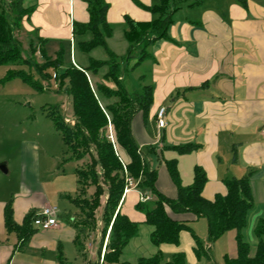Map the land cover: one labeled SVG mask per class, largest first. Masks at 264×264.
<instances>
[{"label":"crops","instance_id":"obj_1","mask_svg":"<svg viewBox=\"0 0 264 264\" xmlns=\"http://www.w3.org/2000/svg\"><path fill=\"white\" fill-rule=\"evenodd\" d=\"M86 1L25 0L24 6L31 8L32 13L29 19H24L22 31L46 41L43 48L49 58L55 59L58 51L66 48L63 39H68L74 50V23L89 22ZM106 1L109 5L107 22L111 26L124 24L125 17L137 22H150L154 16L142 6L160 3V0ZM178 1L191 11L190 18L181 19L180 24L175 21L168 30L169 39L152 45L149 61L154 68L151 80L153 104L146 122L141 112L136 114L132 132L140 150L146 152L154 148L153 152H148V159L152 169H155L153 163L158 165L155 169L158 172L156 187L171 199L177 198V189L165 161H177L185 187L193 184L195 168H202L207 176L203 191L207 200L226 194L225 180L250 177L254 208L248 215L244 236L251 246V256H254L257 242L254 231L259 221L264 220V0ZM179 9L183 10L179 7L173 20ZM113 38L114 31L107 42L117 54L111 47ZM126 53L123 51L117 55ZM77 59L80 61L79 54ZM106 59L105 54L103 59L95 60ZM88 62L71 64L85 67ZM162 108L166 109V126L160 129L157 113ZM185 145H195L197 149L188 154H179L173 149ZM0 163L6 165L9 174V160L0 157ZM55 184L58 193L49 196L43 188L38 190V180L35 181L33 175L29 184L20 181V194L15 197L12 193L7 195L0 187V264H61L59 255L65 259V264H77V258L81 260L79 264L93 261L90 254L84 258L78 255L74 244L75 230L64 214H59L58 225L50 230L34 228L36 232L25 244L17 233L6 229L4 214L10 202L14 220L19 225L31 210L40 212L49 205L58 208L57 196L72 203L70 193H76L77 184L74 189L73 180L66 181L64 174L55 177ZM141 201L143 193L133 184L126 190L120 205L122 214L140 225L146 221L145 215L136 210ZM189 226L193 232L183 231L179 245L156 246L152 256L161 252L162 257L166 254L173 259L182 253L186 264L211 261V249L202 244V252L198 254L193 236L205 239L207 221L200 219ZM225 237L234 248L223 257L234 258L237 256L236 232L229 231L221 238ZM183 239L188 241L190 252L182 248ZM121 258L122 261L136 262L125 260L123 255Z\"/></svg>","mask_w":264,"mask_h":264},{"label":"trees","instance_id":"obj_2","mask_svg":"<svg viewBox=\"0 0 264 264\" xmlns=\"http://www.w3.org/2000/svg\"><path fill=\"white\" fill-rule=\"evenodd\" d=\"M24 2L0 0V66H21L34 61L23 57V44L17 37L24 19H29L32 13ZM86 3L89 22L74 23L75 45L84 54L102 49L106 60L90 58L85 67L71 64L58 73L57 70L64 66V49L61 48L56 58L52 59L43 48L46 41L36 36L39 47L30 43L34 56L39 51L44 58L42 64L35 63L37 74L45 79H56L59 86L65 88L62 92L71 98L75 119L73 126L65 123L58 107L49 108L48 117L61 134L66 147L68 156L64 162L75 165L77 189L75 196L71 197L75 211L70 212L68 221L76 233L74 244L78 255L81 258L87 255L86 244L97 229V213L106 195L101 220L104 236L99 246L101 250L108 233L105 261L108 264H161V252L152 257H140L135 263L121 260L124 250L138 235L140 227L120 209L125 191L133 183L143 193V201L137 204L136 209L144 213L145 224L153 228L151 241L155 246L179 245L181 233L193 232L189 225L205 219L209 243L216 242L229 231L236 232L237 256L230 258L226 255L224 264H264V220L259 221L254 231L257 241L254 256H251V246L244 236L248 215L254 208L249 176L225 180L226 194L207 200L203 196L207 176L202 168H195L193 184L185 187L177 161H165L170 179L177 189V198L171 199L156 187L158 172L151 168L148 159V152H153L154 148L143 153L135 141L132 121L141 112L146 122L153 104L154 87L147 84L129 91L124 82L125 76L152 58L150 50L155 42L169 39L168 30L174 23L173 16L178 8L172 6V0H160L157 5L142 6L154 16L150 22H137L125 17L124 38L129 48L124 56H118L107 42L114 31L107 22V1L87 0ZM136 53V63L130 67ZM48 69H54V72L50 73ZM17 74L27 81L24 75ZM100 75L101 81L93 84L92 79ZM143 78H140L141 81ZM173 149L179 154H188L197 148L195 145H185ZM38 213L36 209L29 211L23 224L19 225L14 220V209L10 202L4 214L6 229L17 233L22 244H25L36 232L33 222ZM193 236L199 254L202 244L195 234ZM59 258L60 263L65 264L61 255ZM166 264H186L185 255L177 254Z\"/></svg>","mask_w":264,"mask_h":264},{"label":"rangeland","instance_id":"obj_3","mask_svg":"<svg viewBox=\"0 0 264 264\" xmlns=\"http://www.w3.org/2000/svg\"><path fill=\"white\" fill-rule=\"evenodd\" d=\"M172 6L183 8L181 11L179 9L178 14L174 17L176 24H180L181 19L185 20L187 16L190 18L191 11L188 8H184L182 2L172 0ZM112 28L114 30V38L111 47L117 54L121 55L123 51L127 52L129 48L123 37L125 25L115 24ZM17 37L23 44V57H29L34 61L32 64L26 63L21 66H0V157L9 160L11 170L9 174L0 170L2 173V175L0 174V187L5 189L8 193L7 195L12 193L15 197L20 194V181L22 180L25 184H29L33 175L35 181L38 180V190L43 188L49 196V194L58 193H56L57 184H55V177H61L64 174L66 181L73 180L75 189V165L71 162H64L68 156L66 147L61 134L55 129L52 120L48 117L49 108L58 107L65 119V123L73 126L72 122L75 123V119L73 117L71 98L62 92L65 88H61L56 79H45L37 74L35 63L42 64L44 58L39 51L36 52L35 56L31 52V42L39 47L36 35L29 36L21 29L17 32ZM62 43L66 47L63 56L64 66L57 70L58 73L63 72L65 67L71 65V63L88 62L91 57L95 59H103L105 57L102 49L94 50L91 54H84L77 51L75 44L74 50H72L68 39H63ZM77 54H79L80 61L77 59ZM134 56L135 60H131L130 67L136 63L138 53ZM153 70V63L147 60L137 67L136 70L127 72L124 82L128 90L133 91L143 85L152 84ZM48 71L52 73L54 69H48ZM14 73H21L27 81L18 74L10 77ZM141 77H144L142 81ZM99 81H101V75L92 79L93 84ZM142 151L146 153L145 150ZM157 166V164L153 163L155 169ZM70 196L74 197L75 193H70ZM105 200L106 195L103 196L102 207L97 213V229L86 244V253L93 257V261L87 264L98 263L101 252L108 242V239H106L107 233L103 247L100 250L99 246L104 236L102 233L104 225L100 221ZM57 203L59 214H64L70 219V212L75 211L72 203L59 196H57ZM137 211L142 215L144 214L139 210ZM151 232L152 228L150 226L141 224L137 238L125 249L123 258L128 261H134L140 256H152L157 248L151 242ZM200 240L203 246L207 245L211 249L208 251L212 256V260L206 261L205 264H223V256L229 254L230 249L234 248L233 246L231 247V243L226 237L220 238L214 243H209L208 234L206 233L205 239L201 237ZM194 244L196 245L195 242ZM181 245L182 248L190 252V245L186 239L182 240ZM171 259L172 257L165 254L162 257L161 264H166ZM75 260L77 264L81 262L78 258Z\"/></svg>","mask_w":264,"mask_h":264},{"label":"built area","instance_id":"obj_4","mask_svg":"<svg viewBox=\"0 0 264 264\" xmlns=\"http://www.w3.org/2000/svg\"><path fill=\"white\" fill-rule=\"evenodd\" d=\"M165 117H166V109L162 108L157 113L158 127L160 129H163L166 126ZM72 124L74 125L73 122ZM262 135L264 137V128L262 130ZM131 186H133V183H130V187ZM58 215H59V209L56 206H51V205L46 206L38 213V215L34 219L33 227L41 231L50 230L58 225ZM106 239H108V236ZM106 245L107 244H105L101 252L100 258L98 260V264H108L105 261Z\"/></svg>","mask_w":264,"mask_h":264},{"label":"water","instance_id":"obj_5","mask_svg":"<svg viewBox=\"0 0 264 264\" xmlns=\"http://www.w3.org/2000/svg\"><path fill=\"white\" fill-rule=\"evenodd\" d=\"M0 170L4 173H7V169H6V165L5 164H1L0 165Z\"/></svg>","mask_w":264,"mask_h":264}]
</instances>
